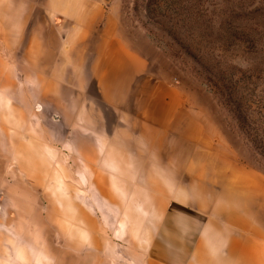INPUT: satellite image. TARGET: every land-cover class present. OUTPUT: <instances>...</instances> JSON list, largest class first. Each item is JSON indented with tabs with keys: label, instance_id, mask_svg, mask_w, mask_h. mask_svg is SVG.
I'll return each instance as SVG.
<instances>
[{
	"label": "rangeland",
	"instance_id": "374dc122",
	"mask_svg": "<svg viewBox=\"0 0 264 264\" xmlns=\"http://www.w3.org/2000/svg\"><path fill=\"white\" fill-rule=\"evenodd\" d=\"M0 28V264H235L224 216L264 233V0H0Z\"/></svg>",
	"mask_w": 264,
	"mask_h": 264
},
{
	"label": "crops",
	"instance_id": "0c3cea01",
	"mask_svg": "<svg viewBox=\"0 0 264 264\" xmlns=\"http://www.w3.org/2000/svg\"><path fill=\"white\" fill-rule=\"evenodd\" d=\"M3 33H4V30L0 28V35L3 36ZM96 51H97V56L95 60V66L93 69L95 73L98 75V77H100V74H101L100 61L102 59H107V58L118 60L117 59L118 55L115 56L116 52L111 51V57H109L110 55L109 52H104V50L100 51L99 48H97ZM102 66H104L103 69L105 70V73L103 74H107L109 76H112L113 73L117 69L116 66L114 70L113 68L111 69L107 68L108 65H102ZM100 80L106 81V80H111V79L101 78ZM106 83L109 84L110 81H107ZM47 86H48V91L47 90L46 91L50 92L52 89V81H49ZM217 173L219 177L222 176L223 174L222 169L221 168L218 169ZM227 176L228 177L225 179V182L222 185L223 192L228 195L246 194V196L240 197V199L244 203L243 207L247 209L249 206L248 204H250L249 200L251 199L248 194L249 193H259V190H260L259 184L255 182L252 178L244 175L242 172L232 171ZM101 185L102 184L100 183V186ZM229 197H234V196H229ZM177 205H178L177 203L171 204V206L167 209L166 208L167 204H166L165 208L162 209V211L166 212L167 217H172L175 213V209L177 208ZM182 205H186V204L182 203ZM224 218L229 224H232L234 227H236L237 229L241 230L244 233V235H242V234H238L236 231L235 232L233 231V233L228 237V240H229V244L227 245L228 261L229 260L234 261L235 264H264V257H263L262 249L255 242V239L257 240V237H255V235L258 237H261V236H264V233L258 230L257 228H255L252 231V234H250V236L252 237H249L247 235L250 233L249 228H248V219L245 216L238 215L233 212H228V214H226ZM212 223L216 224L215 222H212ZM165 225L168 229H171L173 227L171 223H166ZM179 243L180 245L185 246L189 250L192 245V241H188V239L180 240ZM190 252L194 255L196 260L199 262H205L207 260L204 243L201 238L196 239V241L194 242L193 248L191 249ZM160 253L161 252H159L158 254Z\"/></svg>",
	"mask_w": 264,
	"mask_h": 264
}]
</instances>
